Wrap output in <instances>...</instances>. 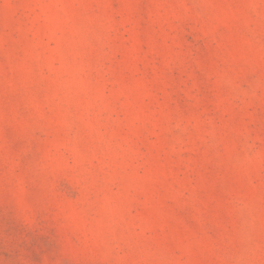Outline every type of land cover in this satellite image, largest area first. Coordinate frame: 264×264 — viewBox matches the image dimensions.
Masks as SVG:
<instances>
[{"label": "rangeland", "instance_id": "rangeland-1", "mask_svg": "<svg viewBox=\"0 0 264 264\" xmlns=\"http://www.w3.org/2000/svg\"><path fill=\"white\" fill-rule=\"evenodd\" d=\"M0 264H264V0H0Z\"/></svg>", "mask_w": 264, "mask_h": 264}]
</instances>
